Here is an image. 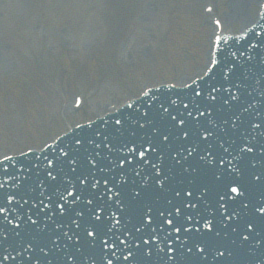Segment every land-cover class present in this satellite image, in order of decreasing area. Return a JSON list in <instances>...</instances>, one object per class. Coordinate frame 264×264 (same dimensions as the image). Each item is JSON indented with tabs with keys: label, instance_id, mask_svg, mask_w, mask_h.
I'll return each instance as SVG.
<instances>
[{
	"label": "rangeland",
	"instance_id": "rangeland-1",
	"mask_svg": "<svg viewBox=\"0 0 264 264\" xmlns=\"http://www.w3.org/2000/svg\"><path fill=\"white\" fill-rule=\"evenodd\" d=\"M258 1L214 0L215 16L235 33L254 21ZM53 3L0 0V156L82 122L71 110L78 92L92 118L207 63L211 33L197 0H75L57 14ZM17 70L20 83L8 84Z\"/></svg>",
	"mask_w": 264,
	"mask_h": 264
},
{
	"label": "water",
	"instance_id": "water-1",
	"mask_svg": "<svg viewBox=\"0 0 264 264\" xmlns=\"http://www.w3.org/2000/svg\"><path fill=\"white\" fill-rule=\"evenodd\" d=\"M207 1H211V0H203V3H201V4H200L201 0H197V7H198V11H199L201 17L203 18L206 26L209 28V31H210V33L212 35V33L214 31V27L211 25V20H212V18H213L214 15H206V14L203 13V5ZM258 58H261V54L260 53H256V59L255 58L253 59L254 63H255V60H257ZM205 68H206V64L202 68H200L196 73H198L199 71L201 73ZM196 73H194L193 75H191L190 78H188V80L189 79H192ZM187 81H185V82H187ZM180 84H182V83H180Z\"/></svg>",
	"mask_w": 264,
	"mask_h": 264
},
{
	"label": "snow or ice",
	"instance_id": "snow-or-ice-1",
	"mask_svg": "<svg viewBox=\"0 0 264 264\" xmlns=\"http://www.w3.org/2000/svg\"><path fill=\"white\" fill-rule=\"evenodd\" d=\"M232 191L235 192L236 191V188H232Z\"/></svg>",
	"mask_w": 264,
	"mask_h": 264
},
{
	"label": "bare ground",
	"instance_id": "bare-ground-1",
	"mask_svg": "<svg viewBox=\"0 0 264 264\" xmlns=\"http://www.w3.org/2000/svg\"><path fill=\"white\" fill-rule=\"evenodd\" d=\"M226 29H227V27H226ZM223 32L225 33L226 31L223 30Z\"/></svg>",
	"mask_w": 264,
	"mask_h": 264
}]
</instances>
